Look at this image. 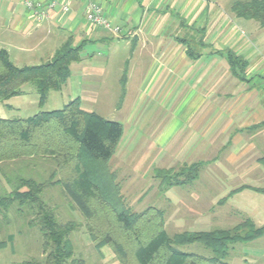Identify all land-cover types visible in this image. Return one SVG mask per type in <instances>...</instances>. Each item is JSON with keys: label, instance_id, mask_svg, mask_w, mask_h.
Masks as SVG:
<instances>
[{"label": "crops", "instance_id": "0c3cea01", "mask_svg": "<svg viewBox=\"0 0 264 264\" xmlns=\"http://www.w3.org/2000/svg\"><path fill=\"white\" fill-rule=\"evenodd\" d=\"M26 1L39 5L45 15L38 19L37 11L26 7ZM89 1L101 7L112 27L118 28L116 34L86 22ZM51 3H55L53 8L48 7ZM224 9L216 0H0V50L13 64L22 59L47 63L69 43L80 49V61L71 64V71L85 58L82 53L87 45L106 48L113 57L119 56L116 77L122 96L129 84L140 81L138 93L141 89L147 95H159V101L174 87L167 106L149 109L150 113L171 112L165 127L171 126L177 114L184 119L160 144L162 151L171 152L169 160L176 162L159 169L200 164L198 176L207 179L205 191L228 192L222 198L209 196L212 206H223L227 200L246 196L245 192L264 195V88L252 83L254 79L264 81V60H252L247 41L231 28L232 18ZM228 53L237 57L235 72ZM102 72L96 73V78H102ZM178 98L184 102L174 106ZM144 110L143 103L133 104L129 108L131 121ZM134 134L128 133V147L127 143L122 146L111 162L116 160L112 169L119 177L123 173L127 177L137 162L131 173L136 177L133 182H138L139 152L145 142H139ZM162 134V130L157 133L156 143ZM130 146L138 149L129 152ZM162 153L159 151L158 157ZM99 252L104 259L113 257L107 246Z\"/></svg>", "mask_w": 264, "mask_h": 264}, {"label": "rangeland", "instance_id": "374dc122", "mask_svg": "<svg viewBox=\"0 0 264 264\" xmlns=\"http://www.w3.org/2000/svg\"><path fill=\"white\" fill-rule=\"evenodd\" d=\"M216 1L230 14L232 18L230 20L231 28L234 29L241 39L247 41L251 50L252 60H264V28H261L253 20L236 18L230 11L232 3L237 1L248 2L250 0ZM193 51L201 52L197 48H193ZM11 54H14V52ZM125 55L122 57L125 58ZM82 57L85 58L80 64H75L72 67L68 82L60 91H49L44 102L40 103L34 84H25L21 87L19 96L0 103V118L27 119L41 112L61 110L70 101L78 99L82 112L95 114L104 120L121 124L123 129L122 137L111 159L117 156V153H120L122 146L126 145V143V148L128 147L129 132H134L139 142L143 140L146 143L142 145L140 152L138 151L140 153L139 159L142 158L139 161V169L136 170L139 175L136 179L138 182H133L136 177L131 173L137 162L132 164V160L126 161L128 164L134 165L131 170H128L127 177L124 176L123 172L119 177L113 171L112 168L116 167V160L111 162L110 159L108 163V168L116 177L115 182L119 187L122 204L131 213L140 214L149 207L161 211L164 223L166 221L165 230L169 236L185 231L203 232L214 229H229L245 219L252 221L256 227L264 225V195L245 192L243 195L246 196L227 200L223 206H212L211 197L209 196L214 198L220 196L222 198L228 192L205 191L204 187L207 179L204 175H200L194 180L191 184L193 188L190 185L181 186L171 190L172 192L170 193L172 194L174 191V194L167 193L166 190L170 187H166L163 179L155 176V170L169 171L167 175L171 177L170 181H174V179L182 180L184 176L178 175L179 171L184 165L189 164L159 169L160 166H171L174 164L173 161L176 162L175 159L172 161V158L169 160L171 152L169 150L162 151L160 144L173 135L177 126L183 123L184 119H181L179 114H177L171 126L165 127L163 124L167 122L171 112H158L157 110L150 113L149 109L159 104L167 106L173 98L174 87L165 96H162L159 101V95L155 97L147 95L141 89L140 93H138L143 82L140 81L141 83L133 86L129 84L127 94L122 96L119 81L116 77L119 74L117 62L119 56L113 57L110 49L103 48V50H100L87 45ZM13 62L18 67H24L25 64H28L27 66H36L44 64L46 61L22 59ZM101 72L104 73L103 77L96 78V73ZM252 83L264 88L263 80L254 79ZM94 85H102L104 88L98 90ZM174 85L176 86L177 83ZM181 100L178 98L173 102V105H182L184 99ZM189 100L190 98L187 99V102ZM142 103L145 110L141 113L139 112L132 122L129 108L133 104L139 105ZM144 119L145 125L142 127L141 122ZM156 127L158 129H155ZM161 130L163 134L160 141L156 143L157 133L161 132ZM136 132L139 136L136 135ZM135 148L130 146L127 150L133 153ZM159 151L163 153L158 157ZM145 153L147 154L144 155ZM55 169L56 166L52 160L41 158L40 156L0 162V197L8 195L15 189L19 183L18 179L32 180L36 183H48ZM151 173L153 175H150ZM59 177V174H56L52 181ZM25 189L22 188L21 191ZM62 191L59 186L46 185L40 197L53 210L61 224L69 221L76 224L74 230L68 235V240L74 250L73 258L80 261L81 264H120L110 248L113 255L111 260L104 259V256H101L100 252L96 250L88 235L87 225L90 222L88 223L84 219L83 215L76 210L71 200ZM33 219L30 209L24 207L19 210L17 203L12 204L4 215H0V242L3 243L0 245V264H21L28 260L40 262L44 259L45 254L42 252L43 237L33 222H30ZM107 221L110 222V220ZM178 248L185 253H194L204 257L211 256V252L208 249L197 243ZM225 262L227 264H264V236L249 243L231 245L229 257Z\"/></svg>", "mask_w": 264, "mask_h": 264}, {"label": "trees", "instance_id": "16d2710c", "mask_svg": "<svg viewBox=\"0 0 264 264\" xmlns=\"http://www.w3.org/2000/svg\"><path fill=\"white\" fill-rule=\"evenodd\" d=\"M230 11L236 18L253 20L264 28V0L237 1ZM227 57L235 72L237 57L232 53ZM79 61L80 49L69 43L50 61L36 66L17 67L0 50V103L19 96L21 87L29 83L34 84L39 102L43 103L49 91L61 90L70 77L71 64ZM79 104L74 99L61 110L41 112L27 119L0 118V162L40 156L56 166L48 183L18 179V186L0 197V215L15 203L19 210L28 207L34 217L30 222L43 237L44 259L21 264H81L73 258L68 240L76 224H61L43 202L40 194L46 185L62 188L76 210L90 222L88 235L96 250L109 247L120 264H227L231 245L264 236V225L256 227L249 219L229 229L169 236L161 211L149 207L143 213H131L123 206L116 177L108 168L121 139L122 126L82 112ZM199 168L198 163L184 165L178 174L184 176L182 180L170 181L169 171L155 170L154 174L163 179L166 187L181 186L195 180ZM56 174L60 177L52 181ZM22 188L26 189L21 191ZM194 243L208 249L211 256L185 253L178 248Z\"/></svg>", "mask_w": 264, "mask_h": 264}, {"label": "built area", "instance_id": "2783aa9c", "mask_svg": "<svg viewBox=\"0 0 264 264\" xmlns=\"http://www.w3.org/2000/svg\"><path fill=\"white\" fill-rule=\"evenodd\" d=\"M25 5L29 9L37 11L38 19H41L45 15L39 5H35L31 1H26ZM54 5L55 3H51L48 7L53 8ZM62 9L64 11H68V8L66 6H63ZM85 19L91 27H104L115 34L118 32V28L112 27L110 22L104 17L101 7L95 2H88L85 11Z\"/></svg>", "mask_w": 264, "mask_h": 264}]
</instances>
